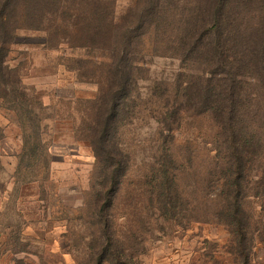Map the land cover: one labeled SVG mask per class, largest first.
<instances>
[{"label":"rangeland","instance_id":"rangeland-1","mask_svg":"<svg viewBox=\"0 0 264 264\" xmlns=\"http://www.w3.org/2000/svg\"><path fill=\"white\" fill-rule=\"evenodd\" d=\"M111 1L120 21L138 0ZM60 2L17 0L21 8L10 19L22 28L9 46L8 67L18 75L29 99L41 103L36 112L42 123L40 147L31 156L33 165L26 168L30 154L23 152L26 137L20 120L4 109L3 103H10L0 97V126L4 127L0 137V264H89L91 234L96 236L90 204L99 177L96 156L81 129L93 117L106 87L108 54L91 44L85 28L86 22L94 21L95 15L88 11L93 5L83 0ZM168 3L180 8L214 4L213 0ZM220 5L259 7L264 3L229 0ZM144 67L138 83L144 96L138 102L139 112L124 121L119 133L130 167L112 211L116 235L136 245L140 264H234L228 228L215 221H196L202 207L212 209L215 203L207 195L206 175L216 167L215 156L220 153L214 141L217 127L209 115L189 112L174 132L163 131L158 115H151V110H159L160 102L147 96L148 88L174 82L181 63L150 55ZM169 147L176 154L179 188L189 204L164 221L157 219L150 204L151 180L162 161L161 153ZM45 156L50 160L46 167ZM247 209L254 229L258 228L251 264H264V242L258 231L261 202L254 194L247 200Z\"/></svg>","mask_w":264,"mask_h":264},{"label":"trees","instance_id":"trees-1","mask_svg":"<svg viewBox=\"0 0 264 264\" xmlns=\"http://www.w3.org/2000/svg\"><path fill=\"white\" fill-rule=\"evenodd\" d=\"M64 1L68 0L60 3ZM83 1L93 5L88 11L95 15L85 27L90 42L108 54L106 87L93 117L81 129L96 156L99 177L90 204L96 236L91 234L89 264H140L136 245L116 235L112 211L130 167V156L120 142V128L139 112L138 102L144 96L138 83L150 55L181 63L174 82L154 83L148 88L147 96L160 102L159 110H151V115H158L162 130L174 132L189 112L209 115L217 127L214 141L220 153L215 156L216 167L206 175L207 195L215 203L212 209L202 207L196 221L225 225L233 237L234 264H251L258 229H254L247 209L252 194L261 202L258 231L264 242V5L227 8L220 3L229 0H213L209 6L180 8L169 0H138L117 21L114 1ZM18 7L17 0H0V97L10 103H3L4 109L20 120L26 137L23 152L30 154L24 165L27 168L33 165L31 156L40 147L42 121L36 111L41 103L29 99L7 63L9 46L22 28L10 23ZM3 107L0 104V109ZM3 133L0 126V137ZM161 155L159 168L153 170L150 204L158 220L168 221L186 210L189 201L179 188L175 152L169 147ZM48 160L45 156V167Z\"/></svg>","mask_w":264,"mask_h":264}]
</instances>
